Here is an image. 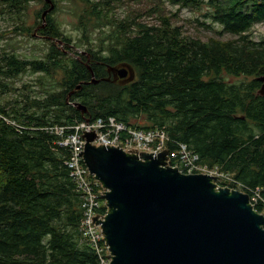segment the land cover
<instances>
[{"label":"trees","instance_id":"obj_1","mask_svg":"<svg viewBox=\"0 0 264 264\" xmlns=\"http://www.w3.org/2000/svg\"><path fill=\"white\" fill-rule=\"evenodd\" d=\"M32 1L0 0L16 32H34L26 21ZM167 1L205 7L204 22H197L216 35H185L176 15L166 12ZM80 2L83 36L94 28L108 38L97 51L89 47L71 57V39L51 15L39 30L50 43L44 57L0 48V76L16 79L30 71L58 87L18 108L0 103V264H100L81 232V194L66 165L69 149L51 131L88 119L115 117L140 130H164L170 150L187 144L230 173L246 194L258 189L255 210L263 214L264 97L257 79L264 75V40L254 41L251 30L264 22V0H152L123 19L114 16L115 0ZM123 63L134 68L135 80L106 81L108 68Z\"/></svg>","mask_w":264,"mask_h":264},{"label":"water","instance_id":"obj_2","mask_svg":"<svg viewBox=\"0 0 264 264\" xmlns=\"http://www.w3.org/2000/svg\"><path fill=\"white\" fill-rule=\"evenodd\" d=\"M44 1L50 7L36 32L55 7ZM108 72L114 79L106 81L120 78L122 85L136 78L127 63ZM257 80L264 97V75ZM84 137L79 155L106 190L108 214L103 222L93 218V224L102 225L110 264H264V213L255 210L248 194L218 188L224 181L210 174L181 173L168 165L169 151L138 155L94 146V132Z\"/></svg>","mask_w":264,"mask_h":264},{"label":"built area","instance_id":"obj_3","mask_svg":"<svg viewBox=\"0 0 264 264\" xmlns=\"http://www.w3.org/2000/svg\"><path fill=\"white\" fill-rule=\"evenodd\" d=\"M51 131L61 137L58 144L69 149V159L66 162L70 169V176L81 194L83 218L81 221V232L84 239L96 251L100 257V264H110L108 246L101 224H96L93 218L99 222L104 221L108 214L103 185L96 180L86 166L83 154L86 146L85 132H94L98 137L92 142L96 147L120 148L126 153L135 152L138 155L168 153V165L177 168L184 174H210L218 177L224 184H218V188H229L246 193L243 185L238 183L230 173L221 170L218 165H210L202 160L199 154L191 150L187 144L177 143L174 149L170 150V136L161 129L140 130L118 121L115 117H100L97 119L84 120L72 126H55ZM155 156V155H153ZM250 199L255 206L261 200L259 190L252 191Z\"/></svg>","mask_w":264,"mask_h":264},{"label":"rangeland","instance_id":"obj_4","mask_svg":"<svg viewBox=\"0 0 264 264\" xmlns=\"http://www.w3.org/2000/svg\"><path fill=\"white\" fill-rule=\"evenodd\" d=\"M55 7L48 14L55 20L61 28L63 34L71 39V57H76L85 51L86 48L92 47L97 51L99 47L108 41L105 34L92 28L87 37L79 27V16L84 13L85 6L80 0H52ZM152 0H115L117 3L114 10V16L123 19L129 11L147 5ZM155 1V0H153ZM49 7L50 5L47 4ZM48 7V8H49ZM166 12L175 14L174 22L181 25L182 31L187 36H199L204 39L216 35L212 31L204 30L200 22H204L206 13L205 7L198 11L196 9L173 6L169 1L166 2ZM45 7L44 0L32 1L26 14L27 24L33 27L32 34L16 32L15 25L10 19V14L0 8V48L8 45L13 48L16 54L22 58H39L44 57L49 50L50 43L46 37L36 30L43 24L42 14L48 9ZM39 14V16H37ZM47 15V17H48ZM41 17V18H39ZM199 20L200 22H197ZM207 21V20H206ZM207 23L211 24L209 21ZM47 24V21H46ZM45 24V27H46ZM213 27L220 31L218 24H212ZM36 32V34H35ZM230 35H223L222 39H230ZM251 38L256 42L264 40V22L256 24L251 30ZM7 84V88L3 85ZM56 83L50 77H43L42 74H32L27 72L16 79H5L0 76V103H8L7 108L24 105L29 98L44 97L46 92L50 93L57 90Z\"/></svg>","mask_w":264,"mask_h":264},{"label":"flooded vegetation","instance_id":"obj_5","mask_svg":"<svg viewBox=\"0 0 264 264\" xmlns=\"http://www.w3.org/2000/svg\"><path fill=\"white\" fill-rule=\"evenodd\" d=\"M86 54V53H85ZM91 57V56H90ZM111 75V78L112 79H114V75L113 74H109V76ZM120 82H124V80L123 79H120V78H118V81H117V83H120Z\"/></svg>","mask_w":264,"mask_h":264},{"label":"bare ground","instance_id":"obj_6","mask_svg":"<svg viewBox=\"0 0 264 264\" xmlns=\"http://www.w3.org/2000/svg\"><path fill=\"white\" fill-rule=\"evenodd\" d=\"M87 121V120H86Z\"/></svg>","mask_w":264,"mask_h":264}]
</instances>
